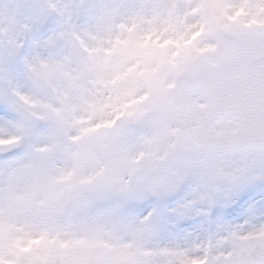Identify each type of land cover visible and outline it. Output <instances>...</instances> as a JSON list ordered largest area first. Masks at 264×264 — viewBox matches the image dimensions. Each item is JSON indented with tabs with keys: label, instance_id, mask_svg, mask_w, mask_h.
Listing matches in <instances>:
<instances>
[{
	"label": "snow or ice",
	"instance_id": "obj_1",
	"mask_svg": "<svg viewBox=\"0 0 264 264\" xmlns=\"http://www.w3.org/2000/svg\"><path fill=\"white\" fill-rule=\"evenodd\" d=\"M264 0H35L0 12V264H264ZM193 188L194 234L145 197Z\"/></svg>",
	"mask_w": 264,
	"mask_h": 264
},
{
	"label": "rangeland",
	"instance_id": "obj_2",
	"mask_svg": "<svg viewBox=\"0 0 264 264\" xmlns=\"http://www.w3.org/2000/svg\"><path fill=\"white\" fill-rule=\"evenodd\" d=\"M34 3L35 0H0V12L11 10L13 6H21L25 12L31 14ZM192 188V183H187L162 198L145 197L129 206L126 214L134 218H143L152 213L153 217L158 219V230L162 238L194 234L200 227L202 217L195 213L181 215L182 206L188 201ZM240 198L242 199L239 203L238 200ZM173 199H176L179 203H174ZM261 200H264V185L259 182H249L242 188L238 195L231 199L228 209L221 210L222 213L227 211V214L214 215L213 218L218 226L225 223L239 224L243 219L242 213L247 212L252 205ZM162 201H167L165 203L166 206ZM240 206L242 212H240ZM134 211L135 213H133ZM232 215H238L239 217L235 220H229Z\"/></svg>",
	"mask_w": 264,
	"mask_h": 264
}]
</instances>
